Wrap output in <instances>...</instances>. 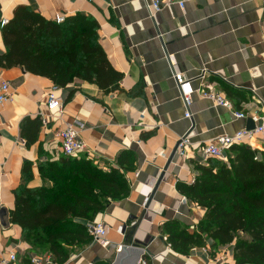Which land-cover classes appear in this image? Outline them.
I'll return each instance as SVG.
<instances>
[{
  "label": "crops",
  "instance_id": "0c3cea01",
  "mask_svg": "<svg viewBox=\"0 0 264 264\" xmlns=\"http://www.w3.org/2000/svg\"><path fill=\"white\" fill-rule=\"evenodd\" d=\"M17 5H26L50 20L76 13L93 16L99 23V43L123 77L121 90L110 95L77 80L58 88L56 95L65 107L59 117L46 107V94L54 86L50 80L19 67H0V84H10V98L0 102V212L4 210L0 213V251L5 255L16 252L14 264H29L32 254L45 255L22 241L21 228L10 222L13 191L23 182L26 162L32 167L28 188L43 185L38 164L63 156L56 130L78 123L85 126L82 140L87 153L82 157L100 169L117 168L118 154L125 150L136 153L137 160L135 171L126 175L130 183L127 199L113 203L95 219H105L110 226L108 247L91 243L66 264H90L94 257L109 261L115 256L123 239L119 226L125 223L127 234L130 216L140 222L144 203L177 140L184 136L190 140L187 159L174 156L135 237L148 248L149 264H208L222 247L215 248L208 239L206 248L193 249L182 257L166 245L160 227L173 218L193 230L204 209L179 195L176 182L194 181L196 149L218 136L246 129L247 119H236L232 112L199 95L202 86L212 85L226 96L219 82L213 81L221 79L244 95L238 105L236 99L229 100L234 110L255 114V125H264V0H190L183 11L169 6L154 16L142 0H0V27L12 18ZM5 52L0 34V55ZM176 73L192 80L188 110L174 79ZM186 111L190 118L185 117ZM36 118L42 126L34 144L27 146L20 134L21 123ZM245 146L264 153V135L255 136Z\"/></svg>",
  "mask_w": 264,
  "mask_h": 264
},
{
  "label": "trees",
  "instance_id": "16d2710c",
  "mask_svg": "<svg viewBox=\"0 0 264 264\" xmlns=\"http://www.w3.org/2000/svg\"><path fill=\"white\" fill-rule=\"evenodd\" d=\"M98 29L91 15L76 13L57 23L17 5L12 18L0 27L6 51L0 55V67L22 68L57 88L77 80L96 85L104 95L113 94L121 90L123 74L109 63ZM213 81L219 82L228 100L236 99L237 105L244 100L240 91L221 79ZM41 126L40 118L23 120L20 134L27 146L37 140ZM136 160V153L125 150L118 154L117 168L103 170L84 157L62 156L38 164L43 185L35 189L27 186L32 167L26 162L23 182L13 191L10 222L21 228L22 241L33 251L49 255L52 264H66L92 243L85 223L127 199L126 175L135 171ZM195 170L194 181H178L175 190L205 213L193 230L177 219L165 220L160 230L166 245L188 257L193 249L206 248L210 239L215 248L231 247L234 264H264V153L235 145L226 162L209 159L206 165L196 164ZM144 259L149 264V258ZM91 264L110 261L92 259Z\"/></svg>",
  "mask_w": 264,
  "mask_h": 264
},
{
  "label": "built area",
  "instance_id": "2783aa9c",
  "mask_svg": "<svg viewBox=\"0 0 264 264\" xmlns=\"http://www.w3.org/2000/svg\"><path fill=\"white\" fill-rule=\"evenodd\" d=\"M91 2H95L96 0H90ZM145 3L149 13L151 16H154L156 13L160 12L164 7L175 6L179 10L183 11L186 4L190 0H142ZM264 10V6L262 8ZM62 17H57L55 21L57 23L63 22ZM7 21H3L2 25ZM262 35L264 42V14L262 20ZM205 77L204 72L200 75L199 78L203 79ZM174 79L177 84L179 94L184 102V106L188 110V107L191 102L192 93L194 92L192 87V80L187 79L182 74H174ZM0 102H4L10 98L9 87L10 84L7 82H2L0 84ZM57 87L53 86L49 92L46 94V107L50 112H54L56 116H61L64 114V101L60 97L56 95ZM199 95H202L204 98L211 100L216 106H220L223 109L230 111L233 113V116L236 119H247L251 118L254 122L257 121V116L250 115L244 113L243 111L234 110L231 102L226 98L224 94H222L217 89L215 90L212 85H204L199 91ZM185 117L190 118V113L185 112ZM43 125H46V120L43 122ZM254 129L247 130L245 128L236 131L233 135H221L218 138L208 141L203 144L199 149L195 150L192 158L198 165H206L207 160L214 159L219 161L226 162L227 152L231 147L235 145H245L248 141L253 139L257 135H264V125L254 126ZM85 129V126L82 124L74 123L67 124L64 127L56 130V137L58 139L59 148L62 151V155L66 158H74L80 159L82 155L87 153L86 145L82 140V134ZM176 152L175 156L177 159L185 161L187 159V149L190 147V140L187 136L179 138L176 142ZM109 224L105 219L101 221H87L85 223V228L87 232H89L92 237V243L100 245L102 248H106L109 245L107 241ZM119 226V231H120ZM121 233V231H120ZM165 241V240H164ZM120 247L118 250L120 251ZM146 256V255H144ZM142 256L137 264H148L147 260ZM232 257V249L230 246L222 247L219 254L216 255V258L209 259L208 264H234L231 261ZM17 261V253L9 252L7 255L3 254L0 251V264H14ZM29 264H52V259L49 255H41V254H32L29 258Z\"/></svg>",
  "mask_w": 264,
  "mask_h": 264
},
{
  "label": "water",
  "instance_id": "95a60500",
  "mask_svg": "<svg viewBox=\"0 0 264 264\" xmlns=\"http://www.w3.org/2000/svg\"><path fill=\"white\" fill-rule=\"evenodd\" d=\"M254 126H255V122L251 118H247L246 125H245L246 129L247 130L254 129L255 128ZM176 148L177 146L175 147V149L171 152L170 156L168 157V160L166 161V165L164 169L162 170L159 177L157 178V181L152 188V192L150 193V195L148 196V199L144 203L143 209L141 211V216L139 217L140 222L146 215L145 213L153 201L154 194L158 191L161 183L163 182V178L166 172L168 171L169 166L171 165L172 159L175 156ZM0 213L3 214L4 210H2ZM129 221L132 222L129 233L126 234V231H125L126 224L125 223L122 224L120 227V231L123 235L122 244L120 246L121 249L115 254L114 259L110 264H137L138 260L149 252L146 245L140 239L135 237V235L137 234L139 223H140V222L137 223V221L139 220H137V218L134 216H130ZM96 259H99V258L98 257L93 258V260H96Z\"/></svg>",
  "mask_w": 264,
  "mask_h": 264
},
{
  "label": "rangeland",
  "instance_id": "374dc122",
  "mask_svg": "<svg viewBox=\"0 0 264 264\" xmlns=\"http://www.w3.org/2000/svg\"><path fill=\"white\" fill-rule=\"evenodd\" d=\"M231 248V247H230ZM217 254H219V252L217 253ZM217 254H215V256L214 257H211V258H209V259H214V258H216V255ZM113 259H114V257L113 258H111L109 261H110V263L113 261Z\"/></svg>",
  "mask_w": 264,
  "mask_h": 264
}]
</instances>
